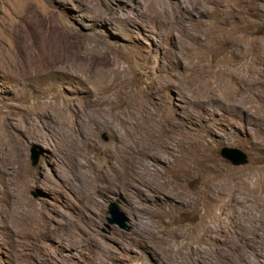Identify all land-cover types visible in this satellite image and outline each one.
<instances>
[{
  "label": "rangeland",
  "instance_id": "374dc122",
  "mask_svg": "<svg viewBox=\"0 0 264 264\" xmlns=\"http://www.w3.org/2000/svg\"><path fill=\"white\" fill-rule=\"evenodd\" d=\"M92 79L112 97L99 108ZM147 115L185 137L157 166L161 193L99 189L112 151L153 147ZM197 250L201 264H264V0H0V264H197Z\"/></svg>",
  "mask_w": 264,
  "mask_h": 264
},
{
  "label": "bare ground",
  "instance_id": "6f19581e",
  "mask_svg": "<svg viewBox=\"0 0 264 264\" xmlns=\"http://www.w3.org/2000/svg\"><path fill=\"white\" fill-rule=\"evenodd\" d=\"M161 11L164 12L165 10H162V8H161ZM57 36H59V35H57ZM59 37H61V36H59ZM45 64L47 66H50V67H56V68H59V69H63V68L66 67V64H67V56L65 54L64 55L53 54L49 58V61H46ZM67 69H68L69 72L72 71V69H70L68 66H67ZM33 73H34V75L38 74L37 70H34ZM87 76H85V79L87 78ZM108 87H109V85H106L105 81L98 80V79H92V88L89 91L91 96H92V98H91V106H94L95 108H99V107H97L95 105L96 100L99 99V98H103L104 102H106V103L111 100V98H112L111 96L105 95V92L108 89ZM102 95H104V96L101 97ZM49 104L53 108H59L61 110L62 114L65 117H67V118H69L71 115H73V117L75 118V126H76V128H78L77 133L79 134L81 131H83L81 128H82V126L84 124V121L81 119L82 116H81V113H80V111L78 109H69V107L67 105H64V104L63 105L61 104V106H58V103L56 102V97L49 98ZM223 105H224V103H223ZM46 116H49L48 112L46 113ZM140 118H142V117H140ZM146 119H147L148 122H150V123L153 122V123H156V125H157L156 130H153L152 128L148 129L150 135H152V136L148 137L147 140L149 142H152L151 138H153L155 140L153 147H151L149 149H146V150H142V151L136 150L133 153V155H131V149L134 148V147H137V145H134V144H133L134 145L133 147L128 148V149L123 144V145H121V147H118L117 150L112 151V153H110V155H109V158H108L109 160L107 161L108 169H109L110 173H104V175H103V178H104L103 179V183H104L105 188H103V187L100 188L98 186L99 189H103V191L105 190V191H108V192H113V191H117V192L123 191L124 192L125 190H130L131 188H133L134 185L135 186L137 185V186H147V188L149 187V189H151L153 191L154 196L161 193L160 190H159V187H158V183L161 180H159V181L157 180L161 175H160V171L158 170L157 166L160 165L162 163V161L165 162L166 159H168L170 157H173L175 155V150H174L175 147H174L173 144H175L177 146L180 145V143L185 139V137L182 134L179 135V137H178V136L175 135V133L173 131L168 130V128H166V127H165L166 129L163 128V126H162L163 124H160L161 121L157 118V116H155L154 121L152 120V117H150V115H147ZM136 124L139 125V127H141V128L145 127L144 126V122L142 120L140 122H136ZM159 124H160V126H159ZM170 127H172V126H170ZM70 130H71L72 133H76V131L74 129L70 128ZM153 132H156V135H153ZM163 133L164 134L167 133L169 135H164ZM34 135L36 137H39L40 133L35 132ZM76 141H77V139H76ZM84 141L86 143H88L87 139H84ZM73 148H74V145H73ZM128 153H129V155H128ZM176 157H177V155H176ZM118 160H120V161H118ZM71 163H73V162H71ZM91 169H94V167H92ZM189 172H190V170H189ZM228 183H229V181H228ZM235 186L236 185L233 184L232 187H230V188L234 189ZM96 187H97V185H96ZM168 188L170 189L169 185H168ZM221 191L223 192L222 189H221ZM171 192H172V193H170L171 195L167 194L168 198L169 199H173L174 202L177 203V206L179 208L180 207H186V206L190 205V202H191L190 201V194L188 196H185L177 188L174 191H171ZM240 195H241V193L237 192V195H236L235 199L241 198ZM234 197H235V194H232V193L231 194L230 193L226 194L225 193V197L223 198L225 203H226L225 208H226L227 205L235 206V204H233ZM236 201H238V199ZM242 208H244V207H242ZM188 210H189V208H188ZM210 228L208 230L211 231L212 228L211 229ZM172 233H171L172 236L174 234H176V235L178 234L176 231L172 232ZM217 234H219V232ZM240 237L244 238L242 235ZM172 238H176V236H173ZM243 244H241L240 247L245 248V246L243 247ZM220 245L223 246V248L227 249L226 241L222 240ZM246 250H248V249L246 248ZM199 253H200L199 250L195 251V253H191L193 255V257H196V262H198L197 264H201L202 263L201 259L198 258V254ZM187 254H188L189 258H190V253H187ZM241 255L247 259L248 256L251 255V254H250V252H243L242 251ZM226 256H227V254H225L224 258ZM239 262H240V260H239Z\"/></svg>",
  "mask_w": 264,
  "mask_h": 264
},
{
  "label": "water",
  "instance_id": "95a60500",
  "mask_svg": "<svg viewBox=\"0 0 264 264\" xmlns=\"http://www.w3.org/2000/svg\"><path fill=\"white\" fill-rule=\"evenodd\" d=\"M104 139L106 140L105 136ZM220 153L221 156L230 161L232 165L239 166L248 163L247 155L239 149L224 147L221 149ZM31 154L32 165H35L37 162L38 154L36 152H32ZM108 214L110 215V218L108 220L109 223L117 224L120 227H123L125 218L120 216L121 214L118 212V209L114 204H110V206L108 207Z\"/></svg>",
  "mask_w": 264,
  "mask_h": 264
}]
</instances>
